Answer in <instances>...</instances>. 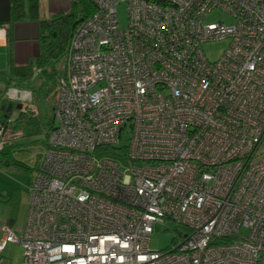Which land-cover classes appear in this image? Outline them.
Returning <instances> with one entry per match:
<instances>
[{"label": "built area", "instance_id": "1", "mask_svg": "<svg viewBox=\"0 0 264 264\" xmlns=\"http://www.w3.org/2000/svg\"><path fill=\"white\" fill-rule=\"evenodd\" d=\"M89 1L24 228L4 225L0 250L20 244L21 264H264V0ZM217 8L235 22L206 21ZM224 39L210 60L201 45ZM17 133L0 121V148ZM111 145L124 155L97 150ZM165 220L182 240L152 249Z\"/></svg>", "mask_w": 264, "mask_h": 264}, {"label": "trees", "instance_id": "2", "mask_svg": "<svg viewBox=\"0 0 264 264\" xmlns=\"http://www.w3.org/2000/svg\"><path fill=\"white\" fill-rule=\"evenodd\" d=\"M93 10L94 7L89 0H71V6L68 10L56 13L50 18L42 19L38 17V0H9V22L6 26L9 28L10 25L8 24L19 20H37L40 27L41 52L27 65L19 67L12 65L7 73L0 74V121L8 123L15 132H18L16 136L8 139L1 146L0 164H21L20 161L15 159L14 153L20 150L19 146L23 145L26 136L21 128L23 126L18 123H22L28 131L33 132L39 122V120L31 121L28 116V114L31 116L35 114L39 117L35 110L30 109L28 106L26 108L18 107L19 104L21 105L19 101H12L6 97L7 89L10 86H27L39 79L44 80L38 86L45 87L47 85L45 93L51 91L55 85L57 86L62 72H58L56 65L63 60L77 23ZM15 108L19 110L17 117L11 114ZM48 127L52 128L53 124L48 125ZM118 148L112 145L100 146L97 147V150L104 149L106 155L119 159V155H124L125 149L121 148L116 151ZM11 207L16 208L15 206ZM174 227L176 230L185 229L176 224H174Z\"/></svg>", "mask_w": 264, "mask_h": 264}, {"label": "rangeland", "instance_id": "3", "mask_svg": "<svg viewBox=\"0 0 264 264\" xmlns=\"http://www.w3.org/2000/svg\"><path fill=\"white\" fill-rule=\"evenodd\" d=\"M117 15L119 26L125 27L126 12L123 4L117 6ZM218 20H222L225 24H233L235 22L234 18L228 13L218 8L213 9L206 17V21L215 22ZM228 43V39L214 40L203 43L201 47L210 60H215L227 47ZM56 67L58 72H61L63 64L59 62ZM40 84L39 80H35L33 84L27 86H10L6 91L7 98L13 99V101H16V98L21 99L24 108L28 106L39 114V117L35 114L34 116L28 114L31 121L39 120L38 126L35 127L33 132L28 131L26 126L22 123H18L23 126L21 128L24 130L26 136L23 140V145L19 146L20 150L14 153L15 159L20 161L21 164H0V189H5L14 194L15 202L12 206L16 207L15 212L20 216L18 218V224L22 222L26 210L24 196L29 192L32 176L34 175L42 153L46 147V132L48 125L54 123L52 110L55 102L57 86L55 85L51 91L45 93L44 91L47 88V85L45 87L38 86ZM21 100L19 101L21 102ZM11 114L17 117L19 115V110L15 108ZM126 137L127 136L125 135L119 142L123 143ZM19 189L21 190L20 194L18 193ZM2 207L3 206H1V209ZM155 227L156 229L152 233L149 242L152 249H170L175 247L177 243L182 240L184 229L181 228L180 230H176L174 224L169 220H165L164 223H158ZM7 248H9V243H7L6 246H3L0 253L5 254ZM9 252L13 258V264H21L23 252L22 246L18 243H13Z\"/></svg>", "mask_w": 264, "mask_h": 264}, {"label": "crops", "instance_id": "4", "mask_svg": "<svg viewBox=\"0 0 264 264\" xmlns=\"http://www.w3.org/2000/svg\"><path fill=\"white\" fill-rule=\"evenodd\" d=\"M70 6L71 0H38V17L42 19L50 18L56 13L68 10ZM8 22L9 0H0V74L7 73L12 65L17 67L27 65L41 52L40 27L37 20L15 21L12 24H8L10 25L9 28L6 26ZM61 63L63 64L61 70L63 74L64 61L62 60ZM62 74H60V77ZM43 80L39 79L40 83ZM16 99V101L21 100ZM9 100L13 101V99ZM20 103L21 105L19 104V106L24 108L22 100ZM50 129L48 127L47 130ZM20 192L21 190L19 189L18 193L20 194ZM14 201V194L5 189H0V240L2 238L1 228L4 225H9L18 233L24 228L28 207V194L24 196L26 210L20 224H18L19 214L11 207ZM1 206H3L2 209ZM12 244L9 243V248H7L5 254L0 253V264H13V258L9 252Z\"/></svg>", "mask_w": 264, "mask_h": 264}, {"label": "bare ground", "instance_id": "5", "mask_svg": "<svg viewBox=\"0 0 264 264\" xmlns=\"http://www.w3.org/2000/svg\"><path fill=\"white\" fill-rule=\"evenodd\" d=\"M23 132V131H22ZM15 139V138H14Z\"/></svg>", "mask_w": 264, "mask_h": 264}, {"label": "water", "instance_id": "6", "mask_svg": "<svg viewBox=\"0 0 264 264\" xmlns=\"http://www.w3.org/2000/svg\"><path fill=\"white\" fill-rule=\"evenodd\" d=\"M18 107H19V105H18Z\"/></svg>", "mask_w": 264, "mask_h": 264}]
</instances>
